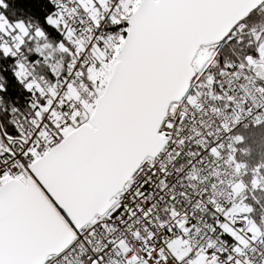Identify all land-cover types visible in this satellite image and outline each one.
Segmentation results:
<instances>
[{
	"label": "snow or ice",
	"instance_id": "6c2138e0",
	"mask_svg": "<svg viewBox=\"0 0 264 264\" xmlns=\"http://www.w3.org/2000/svg\"><path fill=\"white\" fill-rule=\"evenodd\" d=\"M0 264H264V0H0Z\"/></svg>",
	"mask_w": 264,
	"mask_h": 264
}]
</instances>
